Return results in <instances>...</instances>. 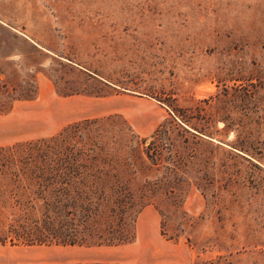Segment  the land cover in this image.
<instances>
[{"label": "rangeland", "instance_id": "rangeland-1", "mask_svg": "<svg viewBox=\"0 0 264 264\" xmlns=\"http://www.w3.org/2000/svg\"><path fill=\"white\" fill-rule=\"evenodd\" d=\"M0 264H264V0H0Z\"/></svg>", "mask_w": 264, "mask_h": 264}, {"label": "trees", "instance_id": "trees-1", "mask_svg": "<svg viewBox=\"0 0 264 264\" xmlns=\"http://www.w3.org/2000/svg\"><path fill=\"white\" fill-rule=\"evenodd\" d=\"M157 131L155 132V134ZM154 134V136H155ZM61 135L59 136V138ZM153 137V136H152ZM57 141V140H56ZM49 142L42 141V142H34L35 144H45ZM58 145L56 150L58 149ZM55 149L50 151L49 153H45L43 149L39 147L36 149L34 154H26L24 156H19L14 163L18 166V171H21L28 177L29 181L36 186V188H51L47 191L50 195H52L54 200H57L60 194H63L62 188H58V182L60 181V185H63L65 182H72V178L76 170H82L86 168V164L79 163L75 156H60L61 152H57ZM88 167V166H87ZM78 177V176H77ZM92 182V181H91ZM46 184V185H44ZM95 184L92 182V185ZM72 186L68 188L67 192L63 195L69 196ZM97 188L94 186V190ZM74 191V190H73ZM55 193V194H54ZM119 199V198H118ZM134 238V235H132ZM70 245H74L71 243Z\"/></svg>", "mask_w": 264, "mask_h": 264}]
</instances>
